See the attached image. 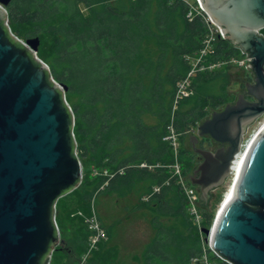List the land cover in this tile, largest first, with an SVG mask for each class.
Listing matches in <instances>:
<instances>
[{"label":"trees","instance_id":"obj_1","mask_svg":"<svg viewBox=\"0 0 264 264\" xmlns=\"http://www.w3.org/2000/svg\"><path fill=\"white\" fill-rule=\"evenodd\" d=\"M189 9L183 0H12L6 7L12 33L38 39L49 77L67 88L82 164L102 172L84 176L68 196L77 195L74 207L85 212L99 196L136 198L153 229L142 264H230L203 244L165 140L171 129L180 136L177 160L187 174L195 160L184 147L187 131L227 103L213 92L225 77L217 71H197L192 94L177 102L178 84L193 69L188 58L203 49L208 33L201 16L188 18ZM241 56L220 38L206 63ZM200 209L201 229L211 228L215 206ZM62 242L56 251L71 254ZM97 253L91 264H107Z\"/></svg>","mask_w":264,"mask_h":264},{"label":"water","instance_id":"obj_2","mask_svg":"<svg viewBox=\"0 0 264 264\" xmlns=\"http://www.w3.org/2000/svg\"><path fill=\"white\" fill-rule=\"evenodd\" d=\"M10 1L0 0V264H46L61 242L55 206L80 186L83 165L67 88L49 77L37 56L39 40L25 43L12 33ZM200 1L223 39L251 57L252 75L245 92L211 111L193 136L202 161L190 182L207 203L232 176L247 130L264 117V37L257 33L264 28V0ZM199 138L226 147L198 148ZM242 158L230 198L202 232L228 263L264 264V128Z\"/></svg>","mask_w":264,"mask_h":264},{"label":"rangeland","instance_id":"obj_3","mask_svg":"<svg viewBox=\"0 0 264 264\" xmlns=\"http://www.w3.org/2000/svg\"><path fill=\"white\" fill-rule=\"evenodd\" d=\"M214 71L220 72L221 74L223 73L225 77L220 81L221 83L219 82V84L214 87L213 92L218 95H224L227 103L234 102L238 91L230 90V88L236 86L242 79L249 76L248 71L245 67L240 66L238 62H233V65L231 64L229 66H221ZM263 125L264 118L253 123L247 130L248 132L244 137V141L250 140L252 135L258 132L259 128ZM187 134L184 147L188 148L195 155V160L187 174H184L182 169V175L190 182V177H192L193 171L198 163L192 145L193 136L197 135V128L187 131ZM198 143L196 145L198 148L203 146L209 147L207 146L209 141L206 138H199ZM103 174L106 175V172L104 171ZM94 175H102V172L93 167L83 165V177L91 176V178H94L96 177ZM231 177L224 186L211 193L209 202L205 203L199 201L200 207L201 204L210 207L215 206L214 211L216 217L226 192L230 189L232 184ZM74 196L75 194L70 196L67 195V197L57 205L55 216L59 228L60 240L61 242H68V248H72L73 252L70 254L65 249L60 252L56 251V249L59 248V246H57L50 257V260L52 259V264H58V262H61V264L65 263L68 258H75L72 256H78L84 259L96 252H98L97 256L107 258V264H142V254L145 246L153 237V229L144 212L137 209L136 198L118 199L114 196H99V204L95 203L93 200L89 206L85 208V210H87V212H85L82 209H75V198L78 197L76 195L74 198ZM93 216L96 217L106 232L105 239L98 243L95 248H91L93 245L92 231L90 229V223L88 222L89 218ZM201 227H199V229L201 230L202 238L206 241L207 236L202 232L203 230ZM85 231L89 232L88 238L84 236Z\"/></svg>","mask_w":264,"mask_h":264},{"label":"built area","instance_id":"obj_4","mask_svg":"<svg viewBox=\"0 0 264 264\" xmlns=\"http://www.w3.org/2000/svg\"><path fill=\"white\" fill-rule=\"evenodd\" d=\"M187 2L190 6L189 13H188V18L192 21L195 16H201L207 26L208 33L206 34V39L204 41V47L203 49L196 54L195 56H190L188 59L192 61L193 69L191 72L188 74L187 77H185L184 80L180 81L178 84V90H177V102L183 100L186 97H189L192 92L190 90L191 84H192V78L195 75L197 71L203 72V71H214L217 68H220L221 66H228V65H233V62H238L240 66H243L246 68L251 62V57L248 56L247 54L242 53L241 58H232L229 61H220L216 63H211L208 64L206 63V58L212 53L215 43L217 42L218 39L224 38L223 33L220 27L216 26L212 20L206 15L202 8V4L200 0H183ZM258 35L262 38L264 37V28H261V30H258ZM264 118V117H263ZM263 127V126H262ZM261 129V128H259ZM166 141L169 142L170 148L172 149L174 156H175V163L171 165L174 174L179 177V182L180 185L182 186L187 203H188V209H189V214L195 219L196 224L201 227V207H200V199H199V192L198 188L193 186L187 178H185L182 175V168L177 160L180 152L181 147V141H180V136L175 132L174 129L170 130V133L168 136L165 138ZM244 150V148H243ZM56 207L55 206V216H56ZM56 222V219H55ZM88 222L90 223V229H91V235H92V243L93 245L91 248H95L98 243L103 241L106 237V232L104 231L103 227L100 225L99 221L96 219L95 216L89 218ZM57 225V223H56ZM58 227V225H57ZM205 247L209 248L211 252L215 255V257H218L219 259L224 260L220 255L215 252L210 245L204 241L203 243ZM227 262V261H226ZM210 264V263H207Z\"/></svg>","mask_w":264,"mask_h":264},{"label":"flooded vegetation","instance_id":"obj_5","mask_svg":"<svg viewBox=\"0 0 264 264\" xmlns=\"http://www.w3.org/2000/svg\"><path fill=\"white\" fill-rule=\"evenodd\" d=\"M249 76H247L246 78H244V79H242L237 85L239 86V88H238V92L237 93H239V92H245V85L247 84V83H249V82H251L252 81V75H250V74H248ZM247 99L249 100V101H252L253 100V98L251 97H247ZM207 139V138H206ZM208 141H209V143H208V145L207 146H209V147H206V146H203V147H201V148H203V149H209V150H212V151H216L217 149H219V148H223V147H226L225 145H219V144H217V143H214V142H212V141H210V139H207ZM199 144V143H198ZM200 147V146H199ZM196 159H197V161H198V163H197V165H196V167L201 163V157L198 155V154H196ZM64 246V242H61L58 246ZM52 260V259H51ZM51 260L49 259L47 262H46V264H52V262H51ZM92 261H93V257H92V255L91 256H88V257H86V258H76V259H72V258H69V259H67L66 260V262L65 263H62V264H91L92 263ZM58 264H61V262H58Z\"/></svg>","mask_w":264,"mask_h":264},{"label":"bare ground","instance_id":"obj_6","mask_svg":"<svg viewBox=\"0 0 264 264\" xmlns=\"http://www.w3.org/2000/svg\"><path fill=\"white\" fill-rule=\"evenodd\" d=\"M263 128H264V125H263V127H261V129H263ZM261 129H259L258 132H256L254 135H252L250 140L244 142V145H245L244 146V151H245V149H247L251 145L252 139L261 131ZM244 151L237 157V160H236V162L234 164L233 174H232V177H231L232 178L231 179L232 180V184L230 186V189L226 192V195H225V198H224L226 200L228 198H230V196L232 194L231 192H232L233 183L235 182L236 177H238V173H240V169H241V167L243 165L244 159L242 158V156H243Z\"/></svg>","mask_w":264,"mask_h":264}]
</instances>
